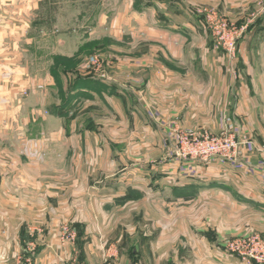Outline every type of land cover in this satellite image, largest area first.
<instances>
[{
	"label": "crops",
	"instance_id": "obj_1",
	"mask_svg": "<svg viewBox=\"0 0 264 264\" xmlns=\"http://www.w3.org/2000/svg\"><path fill=\"white\" fill-rule=\"evenodd\" d=\"M147 1L136 10L124 1L126 60L109 61L107 80L69 89L70 121L27 98L20 107L17 85L28 82L18 72L16 35L0 48V264H257L221 246L248 230L264 237V30H243L232 64L218 55L194 64L193 73L178 56L180 22L192 3ZM4 52L15 58L1 60ZM173 123L234 131L248 143L233 161L170 158ZM133 161L144 167L135 172ZM116 163L118 174L101 170ZM165 187L172 189L170 212L181 215L153 220L156 232L148 234L145 223L128 217L144 218L158 204H131L159 197ZM198 193L199 220L197 198H177ZM63 224L73 242L61 241Z\"/></svg>",
	"mask_w": 264,
	"mask_h": 264
},
{
	"label": "rangeland",
	"instance_id": "obj_2",
	"mask_svg": "<svg viewBox=\"0 0 264 264\" xmlns=\"http://www.w3.org/2000/svg\"><path fill=\"white\" fill-rule=\"evenodd\" d=\"M124 1L126 0H0V48L4 49L8 43H12L7 38L9 33L16 35L15 56L18 55V60H16L18 72L24 78L27 75L28 83L23 84L24 86L17 85L20 90L17 102L21 104V108L24 107V101L30 99L35 109L41 111L40 107L44 106L42 109L44 114H50L51 109V115H58L68 121L72 119L73 108H68V110L66 109L67 112L63 113L56 112L58 107L56 105L61 106L64 99L67 98L66 95L72 81L81 76L107 80L111 70V68L109 69V61L119 60L121 62L126 60V57L122 55L123 52H121V49L126 48L125 37H123L125 32L122 29L124 28L122 27V15L125 10ZM132 1L128 0L136 10L134 5L136 0ZM142 1L144 0H139L138 3L140 4ZM188 2L192 3V7L186 9L185 17L181 13L178 14V17H184L179 27L183 29L182 31L179 29L178 32L180 33L179 43L182 46L178 56H180L181 61L191 67L194 64L199 66L204 62L214 63L218 55H223L226 62L232 64L237 58V53H235L234 59L228 58L223 49L215 47V43L221 40L223 45V43L228 44L236 40L238 48L241 32L258 17L264 16V10L258 13L262 8L264 9L262 7L264 0H188ZM183 3L186 4L184 0ZM159 9L164 10V7ZM238 18L242 19L238 21ZM257 27H264V24H259ZM12 56L7 52L1 53V60L5 61L4 58L12 60L15 58ZM95 57L106 61V77H101L98 68L91 64V60ZM62 59L66 63L62 62ZM189 63H193V65ZM5 65L7 64L5 63ZM62 65L70 68L66 73H60V78L63 77L65 85H57L54 78L55 83L50 86L52 74L58 73V67ZM195 66L193 69H188L194 73ZM25 98L27 99L25 100ZM50 101L53 102L51 105L49 104ZM48 127L51 128L52 124H48ZM117 150L114 149L113 151L116 152ZM132 152L138 155L140 149L133 148ZM168 152L171 155L170 158L175 157L174 144L171 145ZM135 162L133 161L132 165L129 164V168L132 167L130 169L136 172L134 168L142 166ZM117 169H119L118 163L111 167L108 165L101 166L103 172L116 171ZM118 172L119 170L116 171L117 174ZM164 183L168 184L169 182L164 181ZM164 190V193H160L159 197L156 195L149 196L141 202L131 204L133 208L138 204L147 206L153 201L158 204L159 209L155 211L152 209L150 213L145 214L144 218L141 215L136 217L135 214H129L130 222L138 220L141 224L145 223L148 226L146 229L148 234L156 232L153 220L168 222L173 221L174 216L179 219L181 215L179 211L170 212V205L168 204H171L172 200L169 201L170 197L167 196L172 193V189L165 187ZM166 198L168 199L166 200ZM172 198L174 199V195ZM177 198L182 200H195L197 198L195 207L198 208L194 210L193 214L194 216L197 215L196 219L199 220L200 200L202 199L199 193L188 198L183 196ZM209 203L216 209L217 197L210 195ZM181 206L184 205L178 204V208ZM209 233L211 236L210 231H208ZM249 233L259 234L257 231L248 230V232H242L238 235H230L225 242ZM260 236L264 239L262 235ZM224 244L221 246L223 250H225Z\"/></svg>",
	"mask_w": 264,
	"mask_h": 264
},
{
	"label": "built area",
	"instance_id": "obj_3",
	"mask_svg": "<svg viewBox=\"0 0 264 264\" xmlns=\"http://www.w3.org/2000/svg\"><path fill=\"white\" fill-rule=\"evenodd\" d=\"M215 47L223 49L227 53L228 58L232 59L235 58V53H237L238 49L236 40L228 44L223 43V45L220 40L215 43ZM91 64L98 68L97 70L101 77H106L105 60L95 57L91 60ZM172 130L175 157L183 160L207 161L218 157L233 161L239 157L241 147L248 143L245 137L238 135L234 131H223L219 134H213L207 131L201 132L181 128L177 123H173ZM60 238L63 243L73 242L75 233L68 225L63 224ZM224 249L244 262L264 264V239L260 234L249 233L237 236L225 242Z\"/></svg>",
	"mask_w": 264,
	"mask_h": 264
},
{
	"label": "trees",
	"instance_id": "obj_4",
	"mask_svg": "<svg viewBox=\"0 0 264 264\" xmlns=\"http://www.w3.org/2000/svg\"><path fill=\"white\" fill-rule=\"evenodd\" d=\"M138 1L139 0H136V2H135V7L136 8H140V5H139V3H138ZM147 4H149L150 2L149 1H147L146 2ZM238 24H240V22H237ZM259 24H264V16L262 15V16H260V17H258L253 23H251L250 25H248L247 26V28H245L246 30L245 31H247V30H264V27H257V25H259ZM244 32V31H243ZM243 32H242V34H243ZM242 38V35H241V37H240V39ZM238 42H239V40H238ZM65 59V58H64ZM64 59H62V62H64V63H66L65 61H64ZM66 66V65H65ZM65 66H59L58 68V73H54V74H52L53 75V78H55L56 79V81H57V85H60V84H58V83H60V73H66V71H68V70H70V68L68 69V67H65ZM87 79H93V78H88V77H83V76H81V77H79V78H75L73 81H72V84L70 85V89H73V88H75L79 83H81L83 80H87ZM70 91V90H69ZM69 93L70 92H68V96H67V98H65L64 99V103L59 107V109L56 111L57 113H63V111L64 110H66V106H68L67 104L69 103V101H70V98H68L69 97ZM58 108V107H57ZM79 234H80V232H79ZM208 236H210V234H208ZM211 237V236H210Z\"/></svg>",
	"mask_w": 264,
	"mask_h": 264
}]
</instances>
